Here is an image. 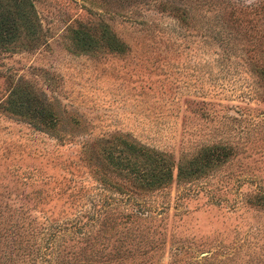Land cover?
Returning a JSON list of instances; mask_svg holds the SVG:
<instances>
[{
	"label": "rangeland",
	"instance_id": "rangeland-1",
	"mask_svg": "<svg viewBox=\"0 0 264 264\" xmlns=\"http://www.w3.org/2000/svg\"><path fill=\"white\" fill-rule=\"evenodd\" d=\"M258 1L32 0L34 34L0 49V210L27 209L43 225L74 211L73 198L89 213L112 203L146 216L143 264H212L227 252L233 264H264V206L246 201L264 188V77L244 58H264L248 41L264 14L222 21L229 4ZM104 27L128 49L73 46L74 30ZM26 86L56 108L55 130L12 109V90ZM114 132L175 160L217 140L239 151L203 176L177 181L174 169L163 186L117 193L83 157L84 143Z\"/></svg>",
	"mask_w": 264,
	"mask_h": 264
},
{
	"label": "trees",
	"instance_id": "trees-1",
	"mask_svg": "<svg viewBox=\"0 0 264 264\" xmlns=\"http://www.w3.org/2000/svg\"><path fill=\"white\" fill-rule=\"evenodd\" d=\"M228 7L231 8L229 16L222 19L225 22L239 23L243 14L241 17L232 16L235 10L245 13L249 9L264 14V0L241 6L229 4ZM34 12L32 0H0V49L16 43L22 34H34ZM260 29L256 40L248 39L249 42L264 45V29ZM74 31L72 43L75 48L93 52L106 45L104 47L119 53L128 49V45L112 35L108 27L93 36L85 31H79V34ZM251 46L244 48L243 52L253 50ZM245 54V60L263 80L264 58H255L253 51ZM12 91L14 97L10 102L14 111L29 116L38 128H57L58 112L50 101L27 86ZM59 139L63 136L59 135ZM238 151L237 143L217 140L198 146L190 157L182 154L175 160L168 152L121 132L83 144V157L96 178L117 193L150 191L163 186L172 180L174 169L177 181L203 176L232 159ZM246 201L264 206V188L249 193ZM72 203L77 206L74 211L61 217L46 216L43 225H37L35 215H30L27 209L16 213L9 209L6 212L0 210V264H143L146 261V247L152 248L153 242L149 230L143 231L139 227L140 218L146 216L140 217L112 203L100 206L96 213L83 209L82 198H73ZM232 259L227 252L223 258L214 257L212 264H233ZM192 261L196 264V259Z\"/></svg>",
	"mask_w": 264,
	"mask_h": 264
}]
</instances>
